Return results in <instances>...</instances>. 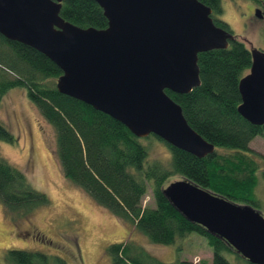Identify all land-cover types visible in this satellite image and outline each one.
Masks as SVG:
<instances>
[{
	"label": "trees",
	"instance_id": "1",
	"mask_svg": "<svg viewBox=\"0 0 264 264\" xmlns=\"http://www.w3.org/2000/svg\"><path fill=\"white\" fill-rule=\"evenodd\" d=\"M199 1L212 8L215 25L231 32L220 18V0ZM59 14L82 28L107 26L103 10L94 0H62ZM197 63L201 80L198 87L186 94L165 92L215 151L199 158L151 134L146 138H156L169 148V159L161 161L149 158L144 138L133 135L122 123L59 93L56 81L62 72L48 57L0 35V97L11 88L24 89L40 117L54 130L55 153L64 177L112 215L129 222L150 242L173 244L194 233L207 239L212 252L211 262H163L127 238L108 245L109 264H232L224 254L233 249L185 219L162 193L170 179L178 175L231 202L252 205L257 173L264 162V154L249 146L253 138L264 136V124H251L237 111L238 84L251 65L249 48L234 39L228 48L199 53ZM0 139L13 140L1 124ZM148 189L153 207L142 205ZM48 202L47 195L33 188L23 172L0 157V204L5 211L22 215ZM3 258L6 264H66L59 255L37 250L8 248Z\"/></svg>",
	"mask_w": 264,
	"mask_h": 264
},
{
	"label": "water",
	"instance_id": "2",
	"mask_svg": "<svg viewBox=\"0 0 264 264\" xmlns=\"http://www.w3.org/2000/svg\"><path fill=\"white\" fill-rule=\"evenodd\" d=\"M105 28L74 25L60 16L62 0H0V35L29 46L61 70L59 93L90 105L133 135L153 134L203 158L214 153L165 90L186 94L201 84L198 54L228 48L236 39L215 25L199 0H94ZM256 16L261 17L259 10ZM251 65L240 79L238 113L264 124V50L250 47ZM189 222L223 239L251 264H264V216L189 179L162 189Z\"/></svg>",
	"mask_w": 264,
	"mask_h": 264
},
{
	"label": "rangeland",
	"instance_id": "3",
	"mask_svg": "<svg viewBox=\"0 0 264 264\" xmlns=\"http://www.w3.org/2000/svg\"><path fill=\"white\" fill-rule=\"evenodd\" d=\"M221 3L220 18L228 24L230 33L248 48L264 50V4L260 0H221ZM254 7L262 17L256 16ZM0 124L14 135L12 142L0 139V157L23 172L32 187L44 192L49 199L44 206L13 216L0 204V264H6L3 256L8 248L59 255L66 264H109L108 245L127 238L163 262H211V248L203 236L192 233L176 239L173 244L152 243L129 222L112 215L66 179L55 153L54 130L40 117L21 87L11 88L0 97ZM27 125L33 133L31 153L27 152ZM142 142L149 151V158L169 159L170 151L164 142L156 138H144ZM249 146L256 153L264 154V136H256ZM258 171L250 203L264 216V162ZM177 179L179 176L175 175L170 180ZM142 205L154 206L150 189ZM235 253L224 255L232 264H249Z\"/></svg>",
	"mask_w": 264,
	"mask_h": 264
},
{
	"label": "flooded vegetation",
	"instance_id": "4",
	"mask_svg": "<svg viewBox=\"0 0 264 264\" xmlns=\"http://www.w3.org/2000/svg\"><path fill=\"white\" fill-rule=\"evenodd\" d=\"M220 6H221V8H222V3H221V0H220ZM261 4L263 5L264 3H262L261 2ZM208 6V5H207ZM256 7L258 6V4L257 5H255ZM210 7V6H209ZM256 7H254V11L253 12H255L256 11ZM212 9V8H211ZM213 11V10H212ZM262 17V16H261ZM26 127V135H27V138H28V140H29V145H28V150H27V152H29V153H31L32 152V149H33V143H32V139H33V133H32V131L30 130V128H29V125H27V126H25ZM36 130H37V128H36ZM14 136V135H13Z\"/></svg>",
	"mask_w": 264,
	"mask_h": 264
}]
</instances>
